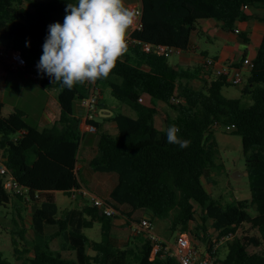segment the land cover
<instances>
[{
    "label": "trees",
    "instance_id": "trees-1",
    "mask_svg": "<svg viewBox=\"0 0 264 264\" xmlns=\"http://www.w3.org/2000/svg\"><path fill=\"white\" fill-rule=\"evenodd\" d=\"M77 2L0 0V34L15 41L13 48L22 51L27 67L36 68L44 87L60 88L61 104L60 118L53 125L39 128L25 119L21 108L5 114V103L0 100L2 157L19 182L29 188V200L14 195L27 204L33 202L30 226L35 232L33 257L17 263L0 249V264H181L164 249L152 258L153 242L145 232L137 234L138 241L129 238L119 245L113 230L129 227L131 215L146 209L151 221L169 217L171 229L183 232L199 220L197 204L202 209L201 221L192 231L205 242L208 240L207 250L214 264H264V36L255 56H251L252 67L242 87L243 95H251L252 103L247 106L241 98L224 94V88L235 83L225 75H216L204 87L196 88L191 80L199 68L179 69L170 63L169 56L145 52L140 46L128 47L99 84L107 83L114 96L129 104L137 117L124 112L111 116L118 124V132H99L98 153L91 160L94 170L119 174L110 200L118 209L121 205L128 207L122 212L127 222L116 224L114 217L121 214L108 216L91 202L82 210L60 212L56 192L72 196L73 189L81 187L76 166L83 138L82 119L75 115L74 103L82 100L89 89L86 82L77 83L71 90L61 88L39 73L36 65L43 54L48 25L62 24L67 4ZM258 4H264V0H142L143 28L134 35L154 44L188 50L200 19L213 17L223 23L224 29L236 32L239 21L253 17L246 5ZM241 35L250 42L247 31ZM248 53L246 49L241 62ZM144 94L150 96L152 104L143 101ZM160 101L173 108L176 115L168 116L157 105ZM159 113L167 127L175 124L180 128L178 135L190 141L187 148L167 143L166 129L155 123ZM92 122L99 129L100 122L96 118ZM215 124L242 136L251 198L225 205L213 195L209 183L218 152ZM30 151L36 154L32 163L28 162ZM11 200L12 194L0 174V206H8ZM250 207L257 209V215L250 213ZM210 219L216 241L207 225ZM95 222L101 223L100 241L91 240L85 233V228ZM244 223L259 233L228 236ZM20 238L25 239V231ZM56 238L62 240V250L51 247ZM217 241L228 247L225 257H221L220 245L213 252ZM66 249L75 250L76 255L66 256ZM23 250L30 251L27 247Z\"/></svg>",
    "mask_w": 264,
    "mask_h": 264
},
{
    "label": "rangeland",
    "instance_id": "rangeland-1",
    "mask_svg": "<svg viewBox=\"0 0 264 264\" xmlns=\"http://www.w3.org/2000/svg\"><path fill=\"white\" fill-rule=\"evenodd\" d=\"M26 4L30 5L29 1H27ZM0 41L11 48L15 44L13 39L2 34H0ZM169 61L173 66H177L180 69L187 70L190 66L193 67L192 69H203L202 65L196 62L193 63V65L181 62L179 51H174L172 55L169 56ZM3 63L5 64V62ZM9 70V79L6 83L3 82L5 85H3V92L1 94L3 95L2 97L5 103L4 113L8 114L14 109V107H18L25 111V119L31 125L39 127L48 125L46 122H43V119L46 117L48 109L52 108V90H55L58 87L56 85L53 87H44L41 83V79L33 76V73L36 72V68L34 66H28L25 69L18 71ZM197 73L200 72L198 71ZM248 74L249 72L245 71L244 82H246ZM242 84L233 83L226 86L224 88V94L228 97L241 98L243 104L247 106L252 103V99L250 94H242ZM100 86L103 91L101 98L103 104L109 106L115 113L134 112L129 104L114 96L111 87L107 83H101ZM204 86L205 85H195L196 88H202ZM86 112L87 109L83 105L82 101L77 99L74 103L75 115L82 119ZM97 118L104 124L101 117ZM214 127V135L218 141V152L216 156V164L212 167L210 176L211 183H209L214 197L220 199L225 205L233 203L237 200L251 198L252 193L250 176L244 154L242 136L228 131L225 125L215 124ZM105 129V126H103L101 131ZM99 132L91 131L87 132V135L93 141H97ZM35 158V152L30 151L28 153V162L32 163ZM82 161L83 159L80 160V162ZM205 180L208 183V179L205 178ZM9 192L12 194L10 204L8 206H0V249L11 261L18 263L34 256L32 245L35 232L32 226H30L33 220L31 211V205L33 202L27 204L24 199L14 195L11 191ZM77 196L74 197L64 193L63 191H58L56 198L60 207V212L75 207L79 200H81V195L79 194ZM90 200L91 199H89L88 202H91ZM196 208L197 218L199 219L198 221H201V206L197 204ZM124 210H126L125 207H120L119 211L121 213L119 214L122 215ZM249 211L252 215H257L258 213L255 207H250ZM140 214L142 216L145 215V218L151 219L149 213L146 214L144 211H140ZM142 216H140V219L144 218ZM136 218V216L131 218L129 225L131 228L129 230L120 231L121 237L124 241L122 239L118 240L119 242L125 243V239L128 236L130 239L138 241V238L135 237L137 232L133 228L137 223H139V221H136ZM198 221H193L188 231L191 232L192 239L194 243L198 245L199 249L206 252L208 240L205 242L201 238L197 237L192 231L197 226ZM212 222V219H210L207 225H209L210 234L214 239L215 231L212 227ZM152 223V231L163 241H165L169 246L176 243L180 230L175 231L171 229V219L169 217L154 218ZM23 231H25V239L20 238V233ZM85 233L91 238V240L100 241L102 239L101 223L95 222L94 226L85 228ZM246 233L258 234L259 232L256 228H252L249 223H244L240 226L237 235L242 236ZM117 239L118 238L115 240L117 241ZM26 247L30 249V251L27 252L23 250V248ZM51 247L53 249L62 250V240L60 238H56L51 242ZM17 249L23 250L22 253L17 252ZM63 252L66 256L73 257L76 255L75 250L66 249L63 250ZM227 253L228 247L224 244H220L221 257H225Z\"/></svg>",
    "mask_w": 264,
    "mask_h": 264
},
{
    "label": "crops",
    "instance_id": "crops-1",
    "mask_svg": "<svg viewBox=\"0 0 264 264\" xmlns=\"http://www.w3.org/2000/svg\"><path fill=\"white\" fill-rule=\"evenodd\" d=\"M124 4L130 9L137 5L142 6V0H124ZM247 12L252 14L253 17L248 20H241L238 22L237 26L238 28H240V32H234L224 29L223 23L213 17L202 18L198 21L196 29L192 33L191 47L188 50L179 51L181 56V62L191 65L196 62L202 65L203 67V69H197L200 73H197V71L196 77L191 81L194 86L205 85L208 82H211L212 79L216 77L214 69L208 67L205 63V59L209 56L215 57L222 62L235 63H240L242 61L246 49H249L248 56H255L260 42L264 36V4L249 6L247 8ZM243 31H247L248 36L251 38L250 42H246L244 40V37L241 35V32ZM0 43L4 44L2 41H0ZM176 68L178 67L176 66ZM9 71V68H7L3 61L1 62L0 58V100H3V95H1L3 92V85H5L3 84V82L6 83L8 81L10 75ZM59 91V87L55 90H52V108L48 109L46 117H44L43 119V122H46V124H48L45 126L53 125L60 118L61 104L58 99ZM142 99L144 102L152 104L149 95L144 94ZM157 105L162 110H164L168 116H175L177 113L173 108H170L165 102L160 101ZM15 108L16 107H14V109ZM126 113L133 117H137V113L135 112V110L134 112ZM114 114L115 112L109 106L103 104L101 99L100 108L96 116V119L100 122V127L96 132L101 131L103 126H105L106 129L102 131L117 133L118 124L116 120L111 118V116H113ZM97 117H101V119H103L104 124L101 123V121ZM155 123L156 126L160 129H166L167 127V122L164 119L163 115L160 113L156 115ZM81 127L83 132V138L81 140V146L78 153V163L76 166V172L81 182V186L87 187L91 192L98 196L111 199L110 195L119 181V174L115 171H96L93 169L91 165V160L98 153V139L97 141H93L87 135V132H91L92 130L88 129L86 125V114L82 118ZM2 156L3 150L0 148V157ZM81 159H83L82 162H80ZM80 197L81 200H79V204L77 203L75 207L70 209L82 210L86 203H90L88 202L90 197L83 195H81ZM119 207H125L126 209L128 208L126 205H121ZM140 211H144V213L148 214V211L146 209H138L131 215V218L136 216L138 219H140V216H142L140 214ZM142 217L145 218V215H143ZM114 221L115 223L118 222V225H123L127 222L126 215L122 214L119 217H114ZM130 228L131 226L118 227L113 230V237L114 239L118 238L116 242L119 245L124 244L118 241L123 239L121 237L120 231L122 232L125 230H129ZM136 237L138 238L139 235H136ZM129 238V236L126 237L125 243Z\"/></svg>",
    "mask_w": 264,
    "mask_h": 264
},
{
    "label": "clouds",
    "instance_id": "clouds-1",
    "mask_svg": "<svg viewBox=\"0 0 264 264\" xmlns=\"http://www.w3.org/2000/svg\"><path fill=\"white\" fill-rule=\"evenodd\" d=\"M64 22L48 25L43 54L36 67L53 84L71 90L77 83L107 78L127 51L126 33L134 23L135 12L124 0H78L68 3ZM27 45V42H26ZM169 144L187 148L180 128H166Z\"/></svg>",
    "mask_w": 264,
    "mask_h": 264
},
{
    "label": "built area",
    "instance_id": "built-area-1",
    "mask_svg": "<svg viewBox=\"0 0 264 264\" xmlns=\"http://www.w3.org/2000/svg\"><path fill=\"white\" fill-rule=\"evenodd\" d=\"M246 8H248V5H246ZM130 9L135 12V20L126 33L127 48L140 46L145 52L165 56H171L174 51L182 50L170 47L166 44H154L135 36L134 33L143 28V8L142 6L137 5ZM236 32H240V28H237ZM0 58L11 70L18 71L27 67L26 57L21 50L8 47L2 43H0ZM205 63L208 67L214 69L216 75H225L231 81L241 84L244 83L245 71L252 67L250 56L245 58V60L239 64L235 62H222L215 57L209 56L205 59ZM33 76L39 78L37 72H34ZM86 83L89 93L81 100L87 109L86 125L88 129L98 131V127L92 122V120H94L98 114L103 91L99 84V79L95 82ZM0 174L4 176V184L9 191L13 194L22 195L26 197L27 200L30 199L29 188L19 182L6 163V159L3 157H0ZM78 194L90 197L92 203L97 206L102 213L108 216H116L118 213H121L110 199L94 194L87 187L81 186L80 188L73 189V196L76 197ZM133 228L136 230L137 234L145 232L153 242L152 258H154L159 251L164 249L170 255L177 257L181 264H214L215 262V259L209 250L204 252L199 249L198 245H196L192 239L191 232L188 230L179 232L176 243L169 246L152 231L153 223L151 219L142 218ZM239 228L236 232H230L228 236L231 237L236 235ZM213 240L216 241V238ZM220 244V242H216L213 247L214 253Z\"/></svg>",
    "mask_w": 264,
    "mask_h": 264
},
{
    "label": "water",
    "instance_id": "water-1",
    "mask_svg": "<svg viewBox=\"0 0 264 264\" xmlns=\"http://www.w3.org/2000/svg\"><path fill=\"white\" fill-rule=\"evenodd\" d=\"M116 224H119L118 222H116Z\"/></svg>",
    "mask_w": 264,
    "mask_h": 264
}]
</instances>
